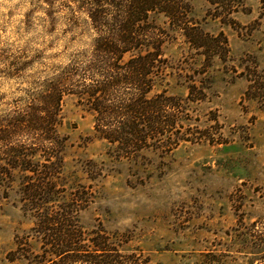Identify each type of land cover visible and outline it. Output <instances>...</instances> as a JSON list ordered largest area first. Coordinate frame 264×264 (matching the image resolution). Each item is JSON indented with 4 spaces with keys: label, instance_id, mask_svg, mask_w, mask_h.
<instances>
[{
    "label": "rangeland",
    "instance_id": "1",
    "mask_svg": "<svg viewBox=\"0 0 264 264\" xmlns=\"http://www.w3.org/2000/svg\"><path fill=\"white\" fill-rule=\"evenodd\" d=\"M51 1L49 20L38 0H0V112L23 93L31 73L85 54L91 43L86 16L60 7L66 0ZM263 1L244 0L229 22L215 17L207 0H188L191 24L227 40L210 58L163 14L154 15L168 34L155 92L186 100L194 84V98L205 95L184 103L190 120L181 131L190 141L171 152L119 156L94 135L86 102L63 97L58 131L67 141L58 186L64 192L56 203L82 191L75 216L85 236L105 233L123 253H140L150 264H264ZM37 52L32 71L8 77L24 53ZM19 179L16 174L10 187L0 185V264H33L41 252Z\"/></svg>",
    "mask_w": 264,
    "mask_h": 264
},
{
    "label": "trees",
    "instance_id": "2",
    "mask_svg": "<svg viewBox=\"0 0 264 264\" xmlns=\"http://www.w3.org/2000/svg\"><path fill=\"white\" fill-rule=\"evenodd\" d=\"M207 1L215 17L229 22L244 7V0ZM38 2L50 20L54 3ZM63 5L72 16H86L91 43L85 54L31 73L23 93L1 110L0 185L10 187L15 175L20 176L23 205L35 218L34 229L40 235L41 252L32 257L33 264H150L140 253H123L105 233L84 235L75 216L81 190L71 194L70 202L56 203L64 192L58 180L67 141L58 131L62 99L71 94L86 102L94 118V135L114 145L119 156L131 158L150 149L171 152L190 141L181 131L183 121L190 120L184 103L205 95L194 98V84L186 100L155 92L166 66L162 45L168 34L153 17L163 14L206 58L224 50L227 40L222 33L214 36L191 24L188 0H66ZM39 55L24 53L25 60L10 69L8 77L32 71ZM92 195L87 192V201Z\"/></svg>",
    "mask_w": 264,
    "mask_h": 264
}]
</instances>
